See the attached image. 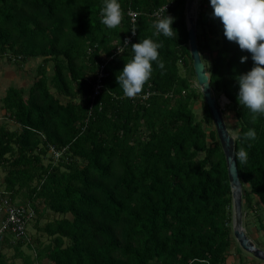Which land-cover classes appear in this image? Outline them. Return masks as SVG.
<instances>
[{"label": "trees", "instance_id": "obj_1", "mask_svg": "<svg viewBox=\"0 0 264 264\" xmlns=\"http://www.w3.org/2000/svg\"><path fill=\"white\" fill-rule=\"evenodd\" d=\"M103 2L0 0V57L9 54L22 65L42 59L32 87L11 86L2 99L4 116L19 129L0 124V167L6 172L0 186L13 202H31L37 212L28 224L30 241L7 238L36 250L35 263L27 257V264L46 258L53 264H225L234 237L232 187L211 110L181 73V66L194 68L188 0H119L122 20L115 28L101 22ZM166 4L176 36L158 35L154 25V14ZM130 9L140 12L136 35L108 63L98 99L102 108L95 107L87 124L93 74L103 55L132 34ZM202 14V58L205 62L203 54L210 52L205 64L214 93L230 99L239 122L236 152L241 146L248 152L246 161L238 160L244 189L245 184L250 189L244 209L246 204L259 218L255 199L264 205V114L252 121L237 100L236 80L253 60L226 37L219 18L205 20ZM145 37L162 44L164 69L153 62L141 93L154 94L142 101L125 95L117 75L132 57V43ZM242 55L248 60L241 62ZM201 98L203 120L194 111ZM205 123L215 129L208 131ZM249 127L257 136L245 140L242 133ZM51 145L67 147L58 162L51 157L45 162ZM40 204L52 213L42 214L44 223L36 220ZM34 221L51 239L46 244L31 231Z\"/></svg>", "mask_w": 264, "mask_h": 264}, {"label": "clouds", "instance_id": "obj_2", "mask_svg": "<svg viewBox=\"0 0 264 264\" xmlns=\"http://www.w3.org/2000/svg\"><path fill=\"white\" fill-rule=\"evenodd\" d=\"M210 3L214 9L211 15L222 21L226 37L238 43L242 50L251 53L253 66L236 76L239 85L237 100L240 105L250 110L251 119L255 122L259 115L264 114V0H210ZM156 15L158 18L154 25L157 34L176 36V29L173 27L175 17L168 13L167 4ZM121 20L119 0H104L101 22L108 28H115ZM161 47L162 44L151 37L132 43V57L126 60L117 75L126 96L135 97L142 92L145 83L152 76L154 61L159 68L164 69V61L160 59L159 53ZM119 50L123 52L122 48ZM240 59L245 62L248 56L242 55ZM209 81L207 77V84ZM203 87L206 85L203 84ZM242 134L245 140L257 136L253 127H249ZM236 157L239 161L248 159V152L243 146L238 149Z\"/></svg>", "mask_w": 264, "mask_h": 264}, {"label": "rangeland", "instance_id": "obj_3", "mask_svg": "<svg viewBox=\"0 0 264 264\" xmlns=\"http://www.w3.org/2000/svg\"><path fill=\"white\" fill-rule=\"evenodd\" d=\"M199 4L200 5H199V11H198V19L201 13H203L202 16H204L205 20L213 19L214 17L211 15V13L213 12L214 9L210 1L207 4H203V0H199ZM198 28L200 27L198 26ZM213 46H215L214 43H213ZM203 57H204L205 63L210 64V52L206 51L203 54ZM41 61L42 59L40 58L33 59V60H29L27 63L22 65L20 64V62H18L14 57H11L9 54L6 56L0 57V72L3 70L2 71L3 77L0 78V106L2 107L4 106V101L2 99H3V96L5 95V90L12 83L16 82L14 81V79H12V81H9V82H3L2 79L6 78L7 76L12 77L13 75H18V76H21V79L19 81L25 79L23 83L28 84L30 81H32V79L35 80L36 75H37L36 68ZM48 68H49L48 70H49L50 75H52L53 63H50ZM181 73L185 76H189L192 81L193 88L197 89L200 93L203 94L199 84L197 83V77L194 75V68H192V66H190L189 68H185L184 66H181ZM221 96L222 95H220V97ZM194 111L196 113L197 118L199 120H203L204 112H203L202 98L199 99L194 104ZM223 113H224V118H225L227 127L230 130V133L235 138H237L238 130H239V122L229 102L224 103ZM7 119L8 118L4 120L0 119V124H5L9 128L19 129V127H15L16 124L14 127L10 126L11 123L9 124ZM205 128L208 131H211L215 129V126L205 123ZM50 155L51 153H49V155L45 157V162H49ZM5 176H6V172L4 171L2 167H0V183L4 181ZM244 191H245L244 193L245 195L246 193L250 192V189L248 188L247 184H245ZM17 199L20 201H23L24 198L23 196H18ZM39 207L40 208L38 212V217L36 220H39L40 223H44L45 218L43 217L42 214L46 215V213L48 212L49 214H52V213L48 209H46L45 205L40 204ZM251 211L252 210H250L248 206L245 204V212H246L245 226H249L253 224V221L257 219L256 215L252 213ZM1 217L2 215L0 213V220H1ZM53 217H55L54 214H53ZM36 222L37 221H34V223L32 224L31 231L33 232L34 236H40V239L42 240L43 244H46L51 239L46 236H44L43 238V235H41V233L37 231ZM36 253H37L36 250L33 251L32 248H30L29 246L27 245L24 246L23 244H19V241H17V239L13 237L7 238L3 242H0V264H27V262L25 261V258L27 257H31L32 263H35L34 262L35 260L33 257L36 255ZM41 264H50V263L44 261ZM154 264H158V263H154Z\"/></svg>", "mask_w": 264, "mask_h": 264}, {"label": "water", "instance_id": "obj_4", "mask_svg": "<svg viewBox=\"0 0 264 264\" xmlns=\"http://www.w3.org/2000/svg\"><path fill=\"white\" fill-rule=\"evenodd\" d=\"M195 1L196 0H188L186 5V20L189 32V47L193 59V66L197 77V83L199 84L203 92L204 99L211 110L214 123L219 135V139L222 143L227 158L233 197L234 236L244 250L264 260V249L254 242V240L249 236L246 230V212L244 209V184L242 182L238 159L236 157V138L230 133V130L227 127L223 113V104L220 102V99H218L214 93L208 69L205 70L204 68L207 66L203 61L202 53L199 47L198 13L197 11L194 13L191 12L193 10ZM206 76L210 80L208 84ZM203 84L206 85L205 88L203 87ZM228 100L230 102L229 98Z\"/></svg>", "mask_w": 264, "mask_h": 264}, {"label": "built area", "instance_id": "obj_5", "mask_svg": "<svg viewBox=\"0 0 264 264\" xmlns=\"http://www.w3.org/2000/svg\"><path fill=\"white\" fill-rule=\"evenodd\" d=\"M169 6L170 5L168 4L167 8ZM157 12L154 14V16L156 17ZM128 14L133 22V29H135V23L140 12L130 9ZM135 35L136 29L132 32L131 35H128L122 43H119L117 45L111 55L104 54L103 61L97 65L98 67L93 74V94L91 96L92 102L90 104L89 115L86 119L87 124L91 117L94 116L95 107L99 104L98 99L103 94V91L105 89V79L109 76V72L107 71L108 63L113 60L118 54L123 53L130 46ZM118 47L122 48L123 52H121ZM96 48L97 45H95V47H89L88 54H92ZM152 94H154V92L151 89H148L144 93L137 94V96L142 101H146L151 97ZM99 105L101 109L102 102ZM86 127L87 125L83 126V130H85ZM49 150L52 160L58 162L61 157L65 155L67 147L58 148L55 145H51ZM67 159H69V157H67ZM0 213L2 215L0 220V242L4 241L10 235H13L18 239H27L28 241L31 240L28 232V224L37 215V212L31 202L24 204L13 202L12 198L10 197V193L4 191V189L0 186Z\"/></svg>", "mask_w": 264, "mask_h": 264}, {"label": "crops", "instance_id": "obj_6", "mask_svg": "<svg viewBox=\"0 0 264 264\" xmlns=\"http://www.w3.org/2000/svg\"><path fill=\"white\" fill-rule=\"evenodd\" d=\"M31 60H33V59H31ZM2 71L0 72V78L3 77ZM12 79H14V81H16V82L12 83L10 86H8L7 89L11 86H18V87H23L28 91L32 87V85L34 84V81H35L32 79V81H30L28 84L23 83L25 81V79L19 81L21 79V76H18V75H13L12 77L7 76L6 78L2 79V81L3 82H9V81H12ZM7 89L5 90V94L7 92ZM5 111L6 110L2 106H0V119L1 120L6 119V117L4 116ZM7 120H8L9 124L11 123L10 126L14 127L16 124L15 127H19V125L17 123H15L14 121H12L10 119H7ZM11 129H14V128H11ZM255 200H256V207H257V210H256L257 214L260 216L259 218L263 220L262 225H261L260 219L256 217L257 219L255 221H253V224L246 226V230H247V233L249 234V236L254 240V242L258 246H260L261 248L264 249V205H262L259 202V198L256 197ZM44 236H46V235H43V238H44ZM231 242L232 243H231V247L229 249V255H228V258H227V261L225 264H264L263 259H260V258L256 257L254 254L244 250L241 247V245L239 244V242L236 240L235 237L232 238ZM45 261L50 263V264H53L47 258L45 259Z\"/></svg>", "mask_w": 264, "mask_h": 264}, {"label": "bare ground", "instance_id": "obj_7", "mask_svg": "<svg viewBox=\"0 0 264 264\" xmlns=\"http://www.w3.org/2000/svg\"><path fill=\"white\" fill-rule=\"evenodd\" d=\"M199 0H196L195 1V3H194V7H193V10L191 11L192 13H194V12H196L197 11V13H198V11H199ZM220 102L224 105V103H228L229 102V100H228V98L225 96V95H223V96H221L220 98ZM234 224V223H233ZM233 224H232V226H233ZM233 234H234V231H233ZM235 237V236H234Z\"/></svg>", "mask_w": 264, "mask_h": 264}]
</instances>
